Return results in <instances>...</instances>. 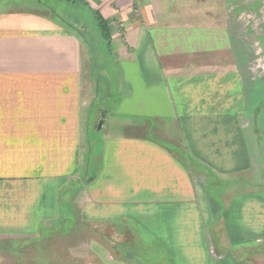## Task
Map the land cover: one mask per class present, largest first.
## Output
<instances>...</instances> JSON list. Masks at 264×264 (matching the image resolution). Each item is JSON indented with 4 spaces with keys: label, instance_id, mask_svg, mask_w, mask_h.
<instances>
[{
    "label": "crops",
    "instance_id": "0c3cea01",
    "mask_svg": "<svg viewBox=\"0 0 264 264\" xmlns=\"http://www.w3.org/2000/svg\"><path fill=\"white\" fill-rule=\"evenodd\" d=\"M85 1L117 76L116 131L88 159L81 36L37 9L0 11V264H25L1 246L16 240L62 264L60 239L72 264H250L264 248V77L246 74L236 28L198 0Z\"/></svg>",
    "mask_w": 264,
    "mask_h": 264
},
{
    "label": "rangeland",
    "instance_id": "374dc122",
    "mask_svg": "<svg viewBox=\"0 0 264 264\" xmlns=\"http://www.w3.org/2000/svg\"><path fill=\"white\" fill-rule=\"evenodd\" d=\"M202 2L203 9L205 13L211 14L216 8L219 9V16L222 19L223 24H228L236 28L237 37L239 43L242 47V52L245 55V71L246 74L255 80H261L264 77V0H198ZM214 1L213 5L211 3ZM211 5V7L208 5ZM12 8H27V9H37L44 12L47 15L55 16L59 21L64 24L74 28L82 38L83 41V53H82V69L84 71L83 80H90V96L88 99L87 110H83V116L87 115L89 120V125H86L84 128V139H83V154L85 159L94 157L100 149L101 143L106 136V134L114 129L110 126V111L113 109V101L117 99V88L116 80L117 76L115 73V66L113 63V53L111 49L108 51L105 48V42L102 40V37L97 29L96 21L93 16L87 11V9L81 5L69 3L66 0H0V11L8 10ZM213 8V9H212ZM211 10V11H210ZM214 11V12H215ZM215 12V14H218ZM213 14V13H212ZM87 49V50H86ZM244 68V67H243ZM98 75V84L96 91L93 90L94 78L88 75L89 72H94ZM108 74L111 76V81L113 83V95L109 96L104 87V84L101 82L99 76L105 80L107 87L110 85L108 79ZM87 78V79H86ZM86 79V80H85ZM96 86V83H95ZM85 88V87H84ZM109 90V89H108ZM106 110V116L105 111ZM89 116V117H88ZM101 116H105L104 123L100 129H97L98 122ZM116 131V129H114ZM174 137V136H173ZM88 161V160H87ZM98 161L97 159L91 160L89 164V172L85 175L93 174L94 167H96ZM86 176H83L81 180L85 179ZM239 182L234 179H229L226 181L225 188L221 191L228 190L233 191V187L237 191L240 188H243L246 184H249V180L244 175ZM213 186H211L212 188ZM216 189V188H214ZM216 190H212V193L216 194ZM67 193V192H66ZM218 193V192H217ZM66 196V195H65ZM63 222L60 224L59 231L63 230ZM37 240L28 241L26 245L25 242L21 240H16L12 244H1L2 247L5 245L9 248H12L16 252L17 262L25 264H35L36 259V242ZM39 241V240H38ZM50 241L51 240H45ZM68 240L62 242L60 239L59 249L62 252L61 263L68 264L71 263L69 260L70 256L68 255L66 243ZM26 246V247H25ZM34 247V248H33ZM20 248V250H19ZM64 248V249H63ZM72 248V247H70ZM25 250L26 253L21 255L19 252ZM65 250V253L62 251ZM77 255H81V251H78ZM246 259L250 264H264V248L251 249L247 253L241 255ZM50 257V256H49ZM69 258V259H68ZM82 258V259H81ZM77 259H81V263L75 262L76 264H86L84 257L77 256ZM46 263L47 261L44 260ZM48 262H53L54 260L51 257L48 259ZM52 264V263H50ZM72 264V263H71Z\"/></svg>",
    "mask_w": 264,
    "mask_h": 264
},
{
    "label": "trees",
    "instance_id": "16d2710c",
    "mask_svg": "<svg viewBox=\"0 0 264 264\" xmlns=\"http://www.w3.org/2000/svg\"><path fill=\"white\" fill-rule=\"evenodd\" d=\"M69 3L78 4L87 9L89 13L93 16L94 20L97 24V29L102 37V40L105 42V48L109 51L111 49V32L106 22V19L102 16V14L89 6V4L85 0H66Z\"/></svg>",
    "mask_w": 264,
    "mask_h": 264
},
{
    "label": "water",
    "instance_id": "95a60500",
    "mask_svg": "<svg viewBox=\"0 0 264 264\" xmlns=\"http://www.w3.org/2000/svg\"><path fill=\"white\" fill-rule=\"evenodd\" d=\"M102 121H103V116H101V118H100V120H99V122H98V125H97V129H100V127H101V124H102Z\"/></svg>",
    "mask_w": 264,
    "mask_h": 264
}]
</instances>
